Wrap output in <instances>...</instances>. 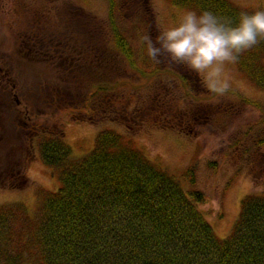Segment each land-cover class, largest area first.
<instances>
[{"label":"rangeland","instance_id":"rangeland-1","mask_svg":"<svg viewBox=\"0 0 264 264\" xmlns=\"http://www.w3.org/2000/svg\"><path fill=\"white\" fill-rule=\"evenodd\" d=\"M230 1L243 9L264 10V0ZM115 3L121 11L119 29L134 52L137 71L115 48L108 28L110 0H0V206L24 203L32 211L39 190L60 187L38 149L30 147L28 133L18 129L21 117L29 113L31 121L63 132L76 158L94 149L101 130L112 129L169 173L182 177L191 170L194 183L185 186L203 194L200 210L224 239L242 200L264 191L263 158L257 162L264 147L255 156L257 167L251 166L256 139L264 136V88L240 71L237 60L222 66L218 85L229 87L215 95L203 76L187 66L148 58L143 37L155 40L193 9L169 0ZM98 86H108L126 100L120 103L109 96L90 106L86 100ZM62 90L71 102L49 113L52 106L41 99L49 102ZM230 91L262 109L242 103ZM164 102L172 115L162 122L158 109ZM12 106L18 108L15 118ZM46 107L47 116L39 117ZM89 107L109 110L93 118ZM165 122L182 129L164 126ZM8 183L22 188L3 189Z\"/></svg>","mask_w":264,"mask_h":264},{"label":"trees","instance_id":"trees-1","mask_svg":"<svg viewBox=\"0 0 264 264\" xmlns=\"http://www.w3.org/2000/svg\"><path fill=\"white\" fill-rule=\"evenodd\" d=\"M169 1L180 8L209 10L233 20L241 12H255L230 0ZM110 7L108 28L115 48L137 71L134 52L119 29L121 11L116 10L115 0H110ZM237 63L254 85L264 88V42L240 55ZM111 90L96 87L87 104L97 105L109 96L120 103L126 100L125 95ZM231 93L242 103L262 109L259 103ZM41 101L50 104L49 113L54 114L70 103L71 97L62 90L54 93L51 101ZM17 109L11 107L13 118ZM108 110L94 107L90 113L95 118L96 113ZM158 110L161 121H168L172 112L166 102ZM37 114L47 116V107ZM262 115L260 124L264 127V111ZM31 119L25 113L18 129L28 133L30 147L38 149L60 187L57 191L39 188L32 211L24 203L0 206V264H264V191L242 200L230 234L221 239L200 210L205 202L203 194L185 186L194 183L191 170L182 177L169 173L112 129L101 130L94 149L76 158L63 132ZM256 143L254 157L264 147V136ZM262 158L264 161V156H259L257 162ZM255 159L251 166L256 168ZM5 185L3 189L22 188L17 183Z\"/></svg>","mask_w":264,"mask_h":264},{"label":"clouds","instance_id":"clouds-1","mask_svg":"<svg viewBox=\"0 0 264 264\" xmlns=\"http://www.w3.org/2000/svg\"><path fill=\"white\" fill-rule=\"evenodd\" d=\"M143 41L149 59L187 66L203 76L210 90L223 94L229 87L218 85L224 63L264 42V10L241 12L236 20L209 10H187L155 40L145 36Z\"/></svg>","mask_w":264,"mask_h":264}]
</instances>
